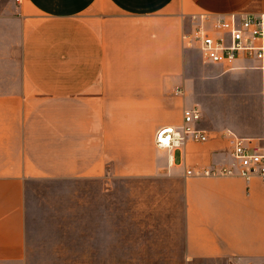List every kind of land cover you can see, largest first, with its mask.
Segmentation results:
<instances>
[{"label":"crops","instance_id":"0c3cea01","mask_svg":"<svg viewBox=\"0 0 264 264\" xmlns=\"http://www.w3.org/2000/svg\"><path fill=\"white\" fill-rule=\"evenodd\" d=\"M232 12L264 0H0V264L67 256L80 218L105 257L116 203L135 249L160 231L188 262L264 261V179L186 174L231 166L230 134L264 145V64H206L183 40ZM192 107L209 140L170 159L155 133Z\"/></svg>","mask_w":264,"mask_h":264},{"label":"built area","instance_id":"2783aa9c","mask_svg":"<svg viewBox=\"0 0 264 264\" xmlns=\"http://www.w3.org/2000/svg\"><path fill=\"white\" fill-rule=\"evenodd\" d=\"M196 21L191 32L183 34L189 47L197 48L206 64H221L232 67L239 59L258 60L264 64V13L247 14L232 12L217 16L201 15L192 18ZM182 93L180 88L175 94ZM202 114L197 107L186 108L183 124L161 126L155 133V144L165 150L171 159L173 152L180 149L187 140L207 142L209 135L199 129L196 123ZM231 166L217 164L189 168L188 176L239 175L249 181L253 176L264 179V145L250 139L230 134Z\"/></svg>","mask_w":264,"mask_h":264},{"label":"rangeland","instance_id":"374dc122","mask_svg":"<svg viewBox=\"0 0 264 264\" xmlns=\"http://www.w3.org/2000/svg\"><path fill=\"white\" fill-rule=\"evenodd\" d=\"M192 22V19L191 22L188 20L186 29L192 27L194 24ZM130 212L129 203L128 205L116 203L115 207H112L111 240L108 242L109 248L106 244L105 252L107 255L105 257L90 255L93 253L90 249L92 243L87 240L85 220L80 218L79 239L76 241H66L62 244V248L67 249V256L30 258L29 264H204L198 260L195 262L186 261L181 256L180 249L177 247H165L166 242L159 239L166 235L160 231H155V234L158 236L157 239L144 240L142 242V249H135L136 242L129 239L136 232V227L130 223V219L132 218L129 215ZM124 219L127 221V224L120 226L119 222L124 221ZM143 219L145 221V217ZM137 231L139 230L137 229ZM140 232L143 233L144 237L151 238L152 236L154 238V235L144 227ZM70 252L72 253L71 255H69ZM100 252L97 248L96 254ZM209 264H264V261H246L235 258L231 260L219 259L211 263L209 262Z\"/></svg>","mask_w":264,"mask_h":264}]
</instances>
